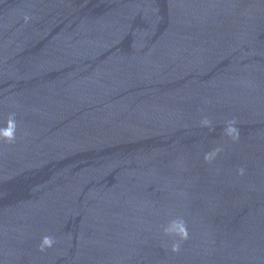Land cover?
I'll list each match as a JSON object with an SVG mask.
<instances>
[{
  "label": "water",
  "instance_id": "obj_1",
  "mask_svg": "<svg viewBox=\"0 0 264 264\" xmlns=\"http://www.w3.org/2000/svg\"><path fill=\"white\" fill-rule=\"evenodd\" d=\"M10 120L0 264H264V0H0Z\"/></svg>",
  "mask_w": 264,
  "mask_h": 264
},
{
  "label": "clouds",
  "instance_id": "obj_2",
  "mask_svg": "<svg viewBox=\"0 0 264 264\" xmlns=\"http://www.w3.org/2000/svg\"><path fill=\"white\" fill-rule=\"evenodd\" d=\"M227 131L229 134H232L236 130L234 128H229ZM0 136H2L4 139L8 141H13L15 139V122L10 120L8 127L4 129L2 132H0ZM53 243L54 241L52 240L51 237H47V236L44 237L41 245V250H43L44 247H52Z\"/></svg>",
  "mask_w": 264,
  "mask_h": 264
}]
</instances>
